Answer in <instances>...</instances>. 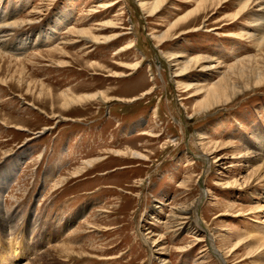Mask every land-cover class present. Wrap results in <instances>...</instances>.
I'll return each mask as SVG.
<instances>
[{
  "label": "rangeland",
  "instance_id": "rangeland-1",
  "mask_svg": "<svg viewBox=\"0 0 264 264\" xmlns=\"http://www.w3.org/2000/svg\"><path fill=\"white\" fill-rule=\"evenodd\" d=\"M214 1L0 0L5 25L26 22L8 42L33 40L0 61V264H264V83L203 110L257 54L261 7ZM164 54L223 64L178 88ZM63 244L80 252L60 259Z\"/></svg>",
  "mask_w": 264,
  "mask_h": 264
},
{
  "label": "bare ground",
  "instance_id": "bare-ground-1",
  "mask_svg": "<svg viewBox=\"0 0 264 264\" xmlns=\"http://www.w3.org/2000/svg\"><path fill=\"white\" fill-rule=\"evenodd\" d=\"M228 1L229 0H215L213 5H215V6L217 5V7H220L221 5L227 3ZM244 1H245L244 4H243V5H245L244 9L248 8L249 3L253 2V1L256 4H258V7H261L260 10H259V12H261V14L259 15V19L254 21V23H257V25L260 26L258 28V30L262 34H264V0H244ZM115 3H117V2H115ZM159 4L160 3L157 2L155 4H151V6H148L149 10H150V12H149L150 13V17H153L158 11H160L159 10V6H160ZM113 5H114V3L110 4V5H107V8H109V7L113 6ZM142 7H146V6H145L144 3L141 2V8ZM39 13L40 12H38V11H33L32 13H30L31 14L30 17H29L30 21H28L27 23H30V22L32 23L33 21H35V19H36L35 16L38 15ZM4 21H8L7 18H6V15L0 17V61H2L4 59H8L9 61H15V62L21 61L19 59H15V58H8V56H6L3 51H5L6 53L10 52V51L11 52L12 51H20L21 47H28L29 42L33 41L30 38H27L22 43L8 42V41H10V40L7 39L8 36H10V34H12V33H15L17 31L16 29L20 28L26 22H21V23L13 22V23H10L8 25H5ZM74 34H75V32L73 30H69L68 33H67V36H69V35L72 36ZM83 34H88V33L85 32ZM11 37H12V35H11ZM47 37H49V36H47ZM253 37H255V36L251 35L250 39L253 40ZM12 39H13V37H12ZM91 39L92 38H90V37L87 38L88 41H87V43L84 44V49L93 48V45H95L97 43L96 41H92ZM164 40L167 41L168 37H164L163 36V37L160 38L159 41H161V42L163 41L164 42ZM258 40L257 41H254V40L251 41V43H253V45H255V50L257 52L256 55L242 58V59L238 60L236 63L224 67L226 69V72L224 73V76H223L222 80L219 83L214 84L212 86V88L209 89V94H208L209 99L204 104L203 110L209 111L211 108H213L214 105H217V104H228L236 96H238L240 93H242V91L250 89V87L253 86V83H254L255 86H258V85H261V84L264 83V36L262 38H260V41H258ZM63 42L64 43L61 42L60 44H58L54 48L55 53L60 52L61 54H63V52H64V48L62 47L63 45L77 43L78 41L66 40V41H63ZM12 46H14L15 49H13L14 47L11 48ZM167 55L164 54V58L167 61L166 62L167 64L165 62H164V64L165 65L169 64L167 68H168L169 71H172L171 78H172L174 84H176L178 88H179V84H180L179 77L184 76L185 73H187L189 71V69L201 68V72L205 73V72L217 70L223 64L222 62L217 61L218 59L216 60V59H213V58H210V57H204V58L198 59L196 61L194 60L195 62L193 63L192 68H190L189 64L192 63V61H190L189 64L186 66V65H182V64L179 63L177 55H173V54L172 55L167 54ZM32 59H34V57L31 58V60ZM138 66L139 65H137V67H135V69L136 68L138 69ZM11 70H12V68H10V71ZM1 71H2V69L0 70V73H1ZM1 81L2 80L0 78V82ZM2 82H5V81H2ZM6 84H8V83H6ZM80 102H81L80 100L73 101V102L65 101L64 105L70 106L73 103H80ZM5 123L9 124L6 121H5ZM20 129L24 130V131H27V129H24V127H22V126H20ZM206 139H207L206 136L205 137L200 136V140L201 141H204ZM200 146L203 147L204 143H200ZM203 150L206 152V154L208 156H212L213 158H215L214 163H216L218 161H221L220 157L216 158V156H215L216 150H212V149H203ZM136 155L140 156L139 154H136ZM90 164L91 163H88V165H90ZM81 171L82 170H79L78 172H76V175L80 174ZM5 181H7V182L5 183ZM9 184H10V178L5 179L3 184H2L3 187L1 188V191L5 190V189L6 190L9 189V187H10ZM173 216H174L175 219L177 218V219L181 220V223L176 225L177 227L178 226L183 227L184 225L188 226L190 224L189 221H190L191 217H190V209L188 207H185L183 209L181 208V210H179L178 214L174 213ZM200 224H201V222H200ZM83 227H84V225H83ZM80 229L81 228H79V230ZM193 233H197V232L194 231ZM77 234H78L77 231H75V233L73 234V237L75 235H77ZM145 235L146 236L147 235L150 236V237L147 238L146 241L149 244V246H151V248H153L154 252L164 251V248H163L162 244H159L157 242V240L153 239V236H152L153 234L151 232H149L148 234H145ZM73 237H71V238L73 239ZM151 239H153V242H151ZM195 241L200 243V242L203 241V239H201L199 237V238H196ZM209 241L211 242L209 244V246H211L210 248H213L212 250L216 251V248L213 246V243H212L210 238H209ZM214 248H215V250H214ZM55 252L58 254V257L60 259H64L65 261H68L70 259H73L75 255L77 256L78 253L80 252V250L77 249V247L70 246V245H67V244H63V245L58 246L55 249ZM205 253H206V250H202L201 251L202 255L205 254ZM231 253L232 252H230L228 254V256H227L226 253L224 252V254L226 255V258L230 257ZM218 254H221V253L218 252ZM49 257H50V255H49Z\"/></svg>",
  "mask_w": 264,
  "mask_h": 264
}]
</instances>
